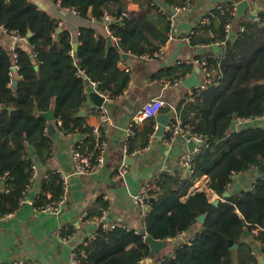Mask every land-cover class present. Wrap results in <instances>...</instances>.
<instances>
[{
  "label": "trees",
  "instance_id": "1",
  "mask_svg": "<svg viewBox=\"0 0 264 264\" xmlns=\"http://www.w3.org/2000/svg\"><path fill=\"white\" fill-rule=\"evenodd\" d=\"M56 1L79 11L83 17L91 12L97 20H102L106 11L129 13L123 20L109 24L112 36L120 38L109 46L107 37L98 35L92 27H82L75 39L35 2L0 0V25L9 32L26 36L31 46L28 49L18 45L14 57L0 45V181L3 182L0 217L20 207L33 180L34 166L46 164L52 157L53 138L47 132L48 120L40 112L54 105L64 133H86L85 141L92 147V154L85 151L83 144L76 147L94 161L98 137L93 127L86 124L85 117L78 115L86 102L89 82H97L100 91L112 96L123 92L131 78L130 71L119 67L123 53H152L170 37V20L157 2L164 1L171 8L186 0H133L141 6L139 14L128 9L132 0ZM218 17L221 24L213 27L216 37L192 39V45L200 41L224 42L222 54L205 57L210 76L213 70L217 71L214 83L200 91L194 88L195 100H183L177 107L183 123L192 132L205 136V145L196 156L191 174L185 177L168 172L160 174L159 188L152 191L155 200L150 202L145 225L154 238L168 240L189 230L198 222L199 215L206 214V218L200 232L189 243L174 246L162 257L158 255L153 264H235V254L240 264L257 263L243 234L246 230L253 233L255 227L264 224V176L248 189L230 197L223 195L233 184L234 175L248 172L264 160V128L259 126L260 120H255L264 116V10L241 23L235 36L230 38L226 37L225 25L233 22L235 16L226 12ZM30 30L33 35L28 37ZM75 43H78L77 50ZM196 58L203 57L196 55ZM15 63L19 74L16 85ZM194 67V63L183 61L164 73L167 79H184ZM246 118L254 120L233 129L237 120ZM148 121L146 140L141 147L148 144L155 130L156 120ZM132 137L128 147L130 155L138 148ZM30 146L34 148L33 153ZM203 175L208 176V187L223 198L218 204L209 199L205 190L188 194ZM48 192L51 198L47 197ZM63 193L62 174L48 170L35 205L41 208ZM91 217L90 213L88 218ZM94 235L95 239L76 249L81 264H141L151 257L152 248L145 235L134 229L97 225ZM255 237L264 246V230ZM231 240L239 245L237 249L231 248Z\"/></svg>",
  "mask_w": 264,
  "mask_h": 264
},
{
  "label": "crops",
  "instance_id": "2",
  "mask_svg": "<svg viewBox=\"0 0 264 264\" xmlns=\"http://www.w3.org/2000/svg\"><path fill=\"white\" fill-rule=\"evenodd\" d=\"M30 1L41 2L44 5L43 9L59 21L62 29H68L75 39L82 27H92L98 35L106 37L111 35L108 25L103 20L94 18L91 12L87 17H83L63 10L55 0ZM239 1L241 2V0H192V10L180 15L178 21H187L196 28L200 18L209 9L225 2L235 3ZM256 3L259 4L258 8L255 6ZM128 9L135 14L141 12L140 4L133 0L128 3ZM261 9L264 10V0H258L255 3L249 2L245 13H238L235 16L233 31H236L241 23L247 22L250 18L256 16ZM220 24V17L215 18L210 26L196 30L193 38L216 37L217 33L213 27L217 28ZM113 42H115L114 38ZM182 43L184 42L177 38L169 37L168 41L162 46L167 47L164 57L146 59L137 57L135 53H129L128 59L123 58L119 62V67L122 70L129 69L131 78L128 87L114 97L112 101L107 102V107L113 118V125L110 127L107 136L105 159L98 170L87 174L76 172L73 161V151L76 146L83 144L88 154L93 152L92 147L85 141L86 133L79 131L64 133L56 121H48V133L49 125L54 124L55 126V131L52 134L49 133L53 138L52 157L46 164H41L42 167H39L38 164L20 207L16 211L0 217V259L10 261L17 257H25L41 261L43 264H73L72 253L74 250L86 243L88 237L94 234V229L89 231L84 229L93 223L98 225L97 215L104 208V204L107 205L109 211V223L123 224L129 229L136 230V232L146 229L144 212L142 207L135 201V195L146 179L163 172L185 177L186 173L180 166V160L189 151V147L188 142L181 136L176 137L171 143H168L165 137L156 136L151 142H149L150 139L148 140L150 146L143 153L130 155L127 148V129L131 123H135L136 133L132 137V142L135 147H141L143 141L146 140L144 135L146 126L150 122L139 120L138 113L145 102L156 97H161L166 102L160 113L174 109L176 111L174 119H180L177 107L183 100H195L193 96L194 88L189 89L183 83L165 86L164 80H167V75L164 72L171 66H176L177 60L193 59L196 58V55L205 58L208 54L213 56V54L224 52L222 43L216 42L220 44L221 48L220 52L217 53L212 49L215 43L208 44L205 41H200L195 45L191 43L182 46L181 54L177 60L172 64L165 65L164 63L171 58ZM0 45L13 53L14 57V50L18 45L31 49L28 40L16 42L1 26ZM198 48L204 49V53L197 54ZM135 58H141L142 60L135 61ZM211 74L210 76L209 72L203 71L200 77L202 80L214 79L217 71L213 70ZM13 76L15 78L14 82H17L19 78L18 69L14 71ZM95 108L96 106L86 89V102L80 111L86 110V115L81 117H85V122L90 127H94L99 123V112ZM257 119L264 122V117ZM246 122H252V120H237L235 123L236 129H239ZM128 156L135 159V164L128 167L126 174H122L120 170L124 167L125 159ZM254 169L236 174L230 189L236 182L241 180L247 182L244 189L252 187L256 181L253 176ZM48 170L60 171L68 177V203L59 215L45 212L35 205L40 193H42V183L48 174ZM0 187H3L2 181H0ZM197 190H205L211 201L218 198L223 200L222 197L208 187L207 175H203L196 180L194 185L190 187L188 194H192ZM49 196H52L50 192L47 193V197ZM90 213L92 217L88 218ZM201 228L202 223L198 221L189 230L182 232L176 238L168 239L169 244L159 252V256L162 257L169 253L174 246L189 243L200 232ZM255 235V233H250L246 242L252 247L251 253L257 259L256 264H261L260 259L261 257L264 258V246L261 241L256 239ZM238 258V255L235 254V264H240ZM148 260L149 258L143 260L141 264H149ZM150 264H153V260Z\"/></svg>",
  "mask_w": 264,
  "mask_h": 264
},
{
  "label": "built area",
  "instance_id": "3",
  "mask_svg": "<svg viewBox=\"0 0 264 264\" xmlns=\"http://www.w3.org/2000/svg\"><path fill=\"white\" fill-rule=\"evenodd\" d=\"M241 1H243V0H241ZM247 1L255 3L258 0H255V1L254 0H247ZM56 2L59 3L60 7L63 10H66L67 12H70L74 15H80L79 11L68 8V7H63V6H61L59 1H56ZM239 3H240V1L235 2V3L225 2V3L219 4L218 6H216L214 8L209 9L200 18V20L198 22V26H202V27L203 26L204 27L210 26L213 23L214 19L217 18L219 16V14H221V13L229 12L233 16H236L238 14V4ZM157 6H159L164 12H167V17L171 23L170 37L171 38H177V39L183 41L184 43L186 42V44H191L192 39L194 37V34L196 32L194 27L192 26L191 28H189L183 32H178L177 26L179 23L178 17L180 15L187 13V12L192 10V8H193L192 0H186L184 2V4H182V5H174L171 8L168 7L167 9L163 8L158 2H157ZM128 13H129L128 11H124L121 14H115V13H112L109 11H106L104 13L102 20H103V22H105L108 25V30H109V33L111 34V36H112V32L110 30L109 24L111 22H118V21L123 20L124 17L128 16ZM257 19H258V17H257ZM0 26L3 27L2 25H0ZM3 29L6 32H8L10 34V36L16 42L27 41V37L20 34L19 32H16V31L9 32L8 29L5 27H3ZM241 29H244V27L241 26ZM233 30H234L233 29V22H227L225 25V34H226L227 38L231 37V33ZM112 37L114 38V40L116 42H118L120 40L119 37H114V36H112ZM215 44H218V43H215ZM222 44H224V42ZM218 45H220V44H218ZM166 50H167V47H162L159 50L154 51L152 53H145L142 55L135 54V55L137 57H142V58H146V59H153V58L158 59V58L164 57ZM183 61L192 62L195 65H199L202 69V72L203 71L208 72V63L204 57L203 58H193V59L188 58L186 60H177L176 63L179 64ZM14 68H15V70L18 69L17 63L14 64ZM126 70L129 71L128 68ZM80 72L83 73L82 71H80ZM182 81H183V79H174V80L167 79V80H164V85L167 87L173 86V85H178V84H181ZM89 83L95 88L96 91H98L102 96L105 97V102L103 105L96 106V108H95L99 112V118H100L99 123L93 127L94 133L98 136V141H97V145H96V149L98 151V154H97L95 160L92 161L90 156L84 154L77 147L73 151V161H74V165L76 167V172L78 174H87V173L96 171L101 167V165L103 164L104 159H105L104 153H105V150L107 148V136L109 133V129L113 125V118H112V115H111L109 108L107 107V102L112 101L113 98L116 96H112L108 92H103V91H100L99 89H97V82L90 81ZM213 83H214V79L207 78L206 80H202L200 86L197 87V89L199 91L206 89ZM165 105H166V102L161 97H156V98H152V99L148 100L147 102L144 103V105L140 109V111L138 113V119L143 121V120H148V119L153 118L156 120V117L159 115V113L161 112L162 108ZM262 117H264V116L257 117V118H262ZM241 120H245V121H251L252 120L253 121L254 119L246 118V119H241ZM56 123L59 126L61 124V121L56 120ZM158 129H159V124L156 121L155 130L150 134L149 142H151V140L153 138L158 136ZM47 131H48V129H47ZM135 133H136V125H135V123H131L127 129V138H128L127 148L129 147V138L134 136ZM178 136L183 137L187 142L192 140L196 144L194 150L193 151L189 150L186 154H184L182 156V158L180 160V166L183 168L185 173L191 174L194 171L196 156L203 150V147L205 145V136L202 133L192 132V130L189 126L185 125L182 120L176 118V119H172L170 121V123L165 127V132H164L163 137L166 138L168 143H171ZM149 142L146 146L136 148L132 152L131 155L143 153L145 150H147L149 148V146H150ZM128 167H129V165L124 164V167L121 168V170H120L121 173L126 174L128 172ZM36 168L37 167L34 166L35 170H36ZM58 172H60V171H58ZM62 177H63V181H64V193H63V195L59 199L54 200V201L46 204L45 206H43L39 209L44 210L45 212H48L51 214H55V215H59L62 213V211L64 210L65 206L68 203V194H67L68 193V177L66 175H63V174H62ZM159 180H160V174L146 179L144 181L143 185L141 186L139 192L134 197L135 201L143 209L144 218H146L148 211L150 209L152 191L159 188V186H158ZM48 198H51V196H49ZM108 213H109L108 208H104L102 210L101 215L98 216V218H97L98 225H102L104 228H108V229H113L116 227L127 228L123 224L109 223L108 222V215H109ZM260 230H264V224L255 227L253 229V233L258 234ZM174 238H176V237L169 238V239H174ZM93 239H95L94 234H92V235H90V237H88L86 243L88 244ZM72 263L73 264H81V259H80L79 254L76 250H74V252L72 253ZM0 264H4V261L2 259H0ZM8 264H43V263L41 261H38V260L28 259L25 257H17V258H14L13 260H10Z\"/></svg>",
  "mask_w": 264,
  "mask_h": 264
},
{
  "label": "water",
  "instance_id": "4",
  "mask_svg": "<svg viewBox=\"0 0 264 264\" xmlns=\"http://www.w3.org/2000/svg\"><path fill=\"white\" fill-rule=\"evenodd\" d=\"M42 9L44 8V5L41 3V2H36ZM158 3L165 9L168 8V5L164 2V1H158ZM249 5V2L247 0H243L241 1L239 4H238V13L239 14H243L245 13L247 7ZM256 8L259 7V4L256 3L255 4ZM192 27V24L187 22V21H181L178 23V26H177V30L178 32H182V31H185L189 28ZM235 31H232L231 33V36L234 37L235 36ZM33 35V32L30 30L28 32V37H31ZM107 40L109 42V46H112L113 44V37L111 35H109L107 37ZM187 44L186 43H182L180 44L179 46V49L171 56V58L165 62L164 64H172L174 61L177 60L178 56L181 54V47L182 46H186ZM74 47H75V50L78 49V43H75L74 44ZM212 49L214 52H220V45L218 44H214L212 46ZM204 49L202 48H198L197 49V54H201V53H204ZM130 56L129 53H123V58L124 59H128ZM15 69V68H14ZM201 72H202V69L199 65H196L194 67V70L191 72V74L189 76H187L186 78L183 79L182 83L184 86H186L187 88L189 89H193V88H197L200 86L201 82H202V79L200 77L201 75ZM17 82H14V85H16ZM87 91L89 92V95L91 97V100L92 102L94 103L95 106H101L104 104L105 102V97L102 96L98 91L95 90V88L90 84L87 86ZM40 114L42 116H44L49 122H54L56 121V114H55V109H54V106H52L49 110L47 111H42L40 112ZM175 114H176V111L174 109H171L167 112H163V113H160L157 117H156V121L158 122L159 124V129H158V136L159 137H163L164 136V132H165V127L170 123V121L172 119L175 118ZM86 115V110H81L79 112V116H85ZM259 126L263 127L264 128V122H260L259 123ZM233 129H236V125L234 124L233 126ZM55 131V126L54 124H50L49 125V133L52 134L53 132ZM196 144L194 141L190 140L188 142V147H189V150L190 151H193L194 148H195ZM30 149H31V153L34 152V148L32 146H30ZM125 164L126 165H134L135 164V159L128 156L126 157L125 159ZM39 167H42L41 164H39ZM253 176L255 177V179L257 180L258 178L264 176V160L261 161V163L256 166V168L254 169L253 171ZM235 177V175L233 176V178ZM247 185V182L245 180H241V181H238L236 182V184L231 188V189H228L223 197H230L231 195L237 193V192H240L242 191L245 186ZM152 201L155 200L154 197L151 198ZM220 198L214 200L213 202L215 204H218L220 202ZM205 218H206V214H201L198 216L197 220L201 223H203L205 221ZM97 227V224L93 223V224H90L88 226H86V228L84 229L85 231H89L91 229H95ZM141 233L143 235H145V240L146 242H148L152 248V252H151V257L149 258L148 262L149 264L152 262L153 259L157 258L158 255H159V252L163 249L166 248V246L169 244V241L168 240H160V239H156L154 238L152 235H150L146 229L142 230ZM244 237H245V241H248V237L250 235V232L248 230H246L244 232ZM230 245H231V248L232 249H237L239 247V245L237 243H233V241L231 240L230 241ZM261 261V264H264V258L261 257L260 259ZM9 261H4V264H8Z\"/></svg>",
  "mask_w": 264,
  "mask_h": 264
},
{
  "label": "rangeland",
  "instance_id": "5",
  "mask_svg": "<svg viewBox=\"0 0 264 264\" xmlns=\"http://www.w3.org/2000/svg\"><path fill=\"white\" fill-rule=\"evenodd\" d=\"M139 60H142L141 58H135V61H139Z\"/></svg>",
  "mask_w": 264,
  "mask_h": 264
}]
</instances>
